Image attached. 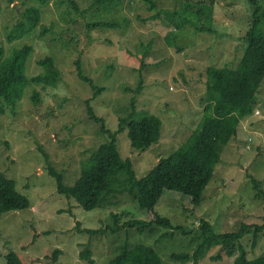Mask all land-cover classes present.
Masks as SVG:
<instances>
[{
    "label": "rangeland",
    "instance_id": "obj_1",
    "mask_svg": "<svg viewBox=\"0 0 264 264\" xmlns=\"http://www.w3.org/2000/svg\"><path fill=\"white\" fill-rule=\"evenodd\" d=\"M76 1L85 9L94 0ZM156 1L160 9L169 11L157 20H151L156 11L146 0H124L121 8L104 13L103 19L124 22L122 17L127 16L129 25L88 30V21L102 17L88 14L84 19L69 0H0V47L5 56L30 45L35 49L26 67L30 78L45 72L39 62L47 57L54 59L62 74L56 87L32 84L15 109L6 106V112L0 114V172L15 181L17 191L32 204L0 217V264H6L5 255L10 251L25 264H53L48 256L56 249L61 253L55 264H90L80 257L86 248L93 251L95 264H110L128 230L93 237L78 229L113 227L114 215L119 217V225L151 220L148 210L127 195L120 196L116 205L84 209L58 193L48 168L60 172L65 185L71 186L80 177L82 164L110 140L102 132L103 124L89 117L87 102H91L113 133L120 119L134 110L136 119L153 113L163 120L161 141L145 152L133 148L128 130L117 136L121 157L131 159L138 178H144L198 127L207 96V68L236 69L240 65L253 20L250 1ZM31 6L42 9L41 24L29 36L9 42ZM200 9L204 14L199 19ZM172 15L183 20L180 29ZM44 27L50 32L44 34ZM79 60L84 75L103 89L97 97L93 87L78 76ZM37 93L40 101L35 100ZM252 178L264 190V81L254 112L243 120L238 137L225 148L200 205L171 191L160 200V215L184 231L163 228L150 235L129 229L130 243L154 247L165 264H184L173 254H193L201 219L208 220L217 233L239 231L243 223L263 224L264 199L256 196ZM166 232L168 236L159 240ZM252 238L247 235L242 242L248 257L255 259L264 254V233L255 249ZM218 254L222 261L212 259ZM234 260L221 247H214L199 264H234Z\"/></svg>",
    "mask_w": 264,
    "mask_h": 264
},
{
    "label": "trees",
    "instance_id": "obj_2",
    "mask_svg": "<svg viewBox=\"0 0 264 264\" xmlns=\"http://www.w3.org/2000/svg\"><path fill=\"white\" fill-rule=\"evenodd\" d=\"M150 9L156 11L151 20H157L165 9H160L156 0H146ZM253 5V20L245 35V55L236 69L208 67L207 96L202 119L187 141L171 156L161 159L159 164L142 179H139L131 159L121 157L117 146L118 134L129 131L132 146L137 151L145 152L161 141L163 134V120L156 114L148 113L142 119H136L134 110L126 118H121L118 130L111 132L106 121L97 116L91 102H87L89 117L97 123L103 124L102 132L110 135V140L102 144L93 152L81 167L80 177L71 186H66L64 176L52 166L48 168L50 176L56 179L57 191L68 199L76 202L86 210L100 206L117 204L120 196L127 195L138 201L143 209H147L151 220H130L124 225L118 224L119 217L114 215L115 226L100 229H78L79 232L90 236L106 235L108 232L117 234L122 229L137 230L141 234L154 235L159 229L184 231L181 226H175L172 221L160 215L157 206L167 191L177 192L191 197V202L199 206L207 186L210 184L216 165L222 161L225 148L239 135V128L243 120L255 110L257 93L264 81V0H248ZM124 0H94L88 8L81 9L76 0H69L72 8L84 19L88 14L102 17L87 22L88 30L100 28L121 29L122 23L128 24V17L121 20L103 19L104 13L113 12L121 8ZM212 11V7L209 6ZM42 9L31 6L23 13L24 20L20 22L9 36V42L29 36L42 22ZM204 14L203 9L197 11V16ZM172 22L180 29L183 20L177 21L175 15ZM197 29L205 30L197 27ZM50 32L44 27L43 33ZM149 49V48H147ZM33 46L25 45L16 48L6 57L5 50L0 47V114L6 112V106L12 110L23 99L25 90L32 84L56 87L62 79L54 59L47 57L39 64L45 72L30 78L26 74V67L32 54ZM145 57L148 51H145ZM144 61V60H143ZM80 80L88 83L96 92V97L102 93L95 82L84 75L81 61L76 62ZM144 66V65H143ZM142 87L136 92L140 94ZM40 101L39 93L35 96ZM47 157V156H46ZM256 196L264 199L261 182L252 178ZM31 201L16 189L15 181L0 172V217L11 210L29 208ZM198 239L195 251L189 253H175L173 258L184 264H199L214 247H221L229 258H234V264H264V254L250 259L243 244L247 235H252V249L258 245L260 235L264 233L263 224L243 223L236 232L217 233L212 224L205 219L199 221ZM128 231L124 243L117 248L115 257L110 264H165L160 253L152 246L145 244L132 245ZM168 236L162 234L159 240ZM60 250L56 249L51 256L52 263H57ZM82 259L95 264L93 251L86 248L80 254ZM6 264H25L20 256L10 251L5 255ZM222 261V254L212 258Z\"/></svg>",
    "mask_w": 264,
    "mask_h": 264
}]
</instances>
